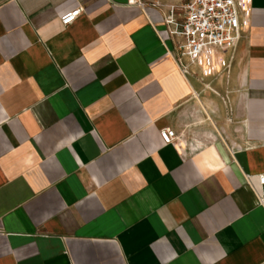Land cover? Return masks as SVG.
Returning a JSON list of instances; mask_svg holds the SVG:
<instances>
[{
    "label": "crops",
    "instance_id": "obj_1",
    "mask_svg": "<svg viewBox=\"0 0 264 264\" xmlns=\"http://www.w3.org/2000/svg\"><path fill=\"white\" fill-rule=\"evenodd\" d=\"M140 1L0 0V264H264V0L206 76Z\"/></svg>",
    "mask_w": 264,
    "mask_h": 264
},
{
    "label": "built area",
    "instance_id": "obj_2",
    "mask_svg": "<svg viewBox=\"0 0 264 264\" xmlns=\"http://www.w3.org/2000/svg\"><path fill=\"white\" fill-rule=\"evenodd\" d=\"M128 4L148 5L140 0H128ZM250 12L245 0H187L181 6L170 5L164 19L167 38L163 36L162 40L173 43L172 53L184 76L194 69L205 76L213 75L225 66L224 53L237 48L250 25ZM82 13V7L66 11L60 17L62 25L71 26ZM161 137L168 145L178 140L176 131L169 127L161 131ZM259 179L264 187V175ZM259 202L264 205V194Z\"/></svg>",
    "mask_w": 264,
    "mask_h": 264
}]
</instances>
